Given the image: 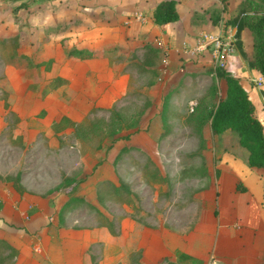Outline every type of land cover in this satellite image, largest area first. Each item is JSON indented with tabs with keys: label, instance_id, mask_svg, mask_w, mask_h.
<instances>
[{
	"label": "rangeland",
	"instance_id": "1",
	"mask_svg": "<svg viewBox=\"0 0 264 264\" xmlns=\"http://www.w3.org/2000/svg\"><path fill=\"white\" fill-rule=\"evenodd\" d=\"M211 1L189 23L234 25L232 11L221 15L228 0ZM113 4L125 15L116 25ZM121 4L0 0V188L44 204L45 222L36 230L42 234L20 237L30 248L62 235L80 245L74 264L84 257L88 264H190L177 251L204 206L212 207L203 204L204 192L215 195L203 165L222 140L210 131L206 112L222 96L223 82L214 59L194 60L162 90L169 41L157 33L142 38L135 28L128 33L132 14ZM249 8L241 15L264 12V2L260 8L252 0ZM76 48L91 56L78 57ZM21 54L50 62L16 66ZM54 76L67 81L54 86ZM61 116L70 124L58 125ZM233 135L228 142L236 143ZM149 169L163 181L152 180ZM117 186L132 204L114 198ZM11 245L0 238V261L23 264ZM199 260L227 264L213 254Z\"/></svg>",
	"mask_w": 264,
	"mask_h": 264
},
{
	"label": "crops",
	"instance_id": "2",
	"mask_svg": "<svg viewBox=\"0 0 264 264\" xmlns=\"http://www.w3.org/2000/svg\"><path fill=\"white\" fill-rule=\"evenodd\" d=\"M157 1L122 0L121 7L128 10L132 16L135 11L142 15L141 18L131 15V18L126 17L128 33L135 28V30L139 29L142 38L146 39L157 33L158 37L161 35L168 39L170 48L166 56L169 66L160 84L163 90L165 81L173 79L183 71V64L194 60L205 63L211 59L209 48L200 52L191 50L200 32L220 31L231 35L233 41L236 26L229 22H224L222 25L212 24L209 19L201 25L189 23L188 16L211 7L215 3L211 0H175L177 19L166 23H155L151 10ZM237 2L239 0L227 1L226 11L221 12L223 18L230 15ZM112 7L114 9H108L109 16L112 17L113 25H116L124 20L125 15L114 4ZM207 17L208 14L204 16ZM136 20H141L142 23L138 24ZM239 39L241 48L236 46L228 54L225 68L238 78L246 90L264 128V83L257 85L253 81L260 72L247 64L253 52L252 36L247 27H240ZM215 135L221 137L222 143L217 149L210 150L209 157L211 156L212 160H209L207 167L206 163L203 165L204 168H208L204 180L208 179L212 182L213 179L215 183V195L210 196L209 192H204L203 204H212V207L204 206L198 222H195L184 234L183 240L185 239L186 242L183 243L182 250L203 260L209 254H213L227 264L263 263L264 169L247 164V150L238 144L236 135V143L228 142L227 138L234 136L232 130L226 129ZM236 185L242 189L237 188ZM45 212L44 204L28 194L11 193L0 188V238L6 239L12 244L11 246L18 249L23 264H74L73 261L81 258L82 255L79 253L80 245L77 246L73 238L59 235L54 244L46 243L48 239H45V243L37 242L38 244L31 248L30 245L26 246L22 243L20 237L32 236V231H35V234H42L41 230L37 232L36 230L44 224L47 213ZM85 263L89 262L84 257L82 264Z\"/></svg>",
	"mask_w": 264,
	"mask_h": 264
},
{
	"label": "trees",
	"instance_id": "3",
	"mask_svg": "<svg viewBox=\"0 0 264 264\" xmlns=\"http://www.w3.org/2000/svg\"><path fill=\"white\" fill-rule=\"evenodd\" d=\"M222 4L225 0H219ZM258 5L262 8L264 0H257ZM248 4V5H247ZM249 4L252 0H239L235 8L232 10L231 21L235 26L234 40L236 46L241 48L239 39V29L246 26L252 36V58L249 60V66L257 69L264 74V12L241 15L242 11L248 12L251 9ZM151 16L155 23H166L176 20L178 13L175 8V0H158L151 10ZM80 52L78 57L91 56L88 50L83 48L72 49V51ZM23 60L15 63L16 66L45 64L48 66L50 59L33 62L24 54H21ZM24 62V63H23ZM14 64V63H13ZM216 75L224 82V90L215 103L207 110L206 117L209 129L213 134H219L226 129H230L236 133L237 142L240 146L247 150V164L249 166H257L264 169V128L256 115L255 108L246 90L240 84L238 78L230 73L225 67H215ZM53 85L65 83L66 79L59 76L52 78ZM70 124L65 116L59 118L58 125ZM154 181L162 182V176L157 170H146ZM16 180L15 178H13ZM14 186L21 190L14 181ZM238 185V184H237ZM242 189V187L237 186ZM113 196L116 200L132 204L128 197L121 196L119 186L113 188ZM102 223L105 224L110 233H114L113 224L107 216L102 217ZM179 258L187 260L190 264H198L199 258L193 257L183 251H177ZM3 264V260L0 261Z\"/></svg>",
	"mask_w": 264,
	"mask_h": 264
},
{
	"label": "built area",
	"instance_id": "4",
	"mask_svg": "<svg viewBox=\"0 0 264 264\" xmlns=\"http://www.w3.org/2000/svg\"><path fill=\"white\" fill-rule=\"evenodd\" d=\"M133 16L136 18H141V13L135 11L133 12ZM209 48L210 56L217 63L219 67H223L226 65V59L229 53L233 51L232 47V38L229 34H223L220 31H202L200 32L196 40L191 47V50L200 52ZM163 64H168L167 57H164L162 60ZM253 81L256 84H261L264 82V74H259ZM189 104L192 106L195 104L194 101H189Z\"/></svg>",
	"mask_w": 264,
	"mask_h": 264
}]
</instances>
